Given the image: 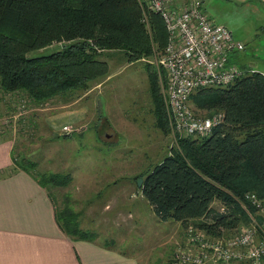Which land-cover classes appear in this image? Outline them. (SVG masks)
Listing matches in <instances>:
<instances>
[{
	"label": "trees",
	"instance_id": "1",
	"mask_svg": "<svg viewBox=\"0 0 264 264\" xmlns=\"http://www.w3.org/2000/svg\"><path fill=\"white\" fill-rule=\"evenodd\" d=\"M140 16L138 0H0V90L21 93L26 102L42 108L57 97L89 89L93 80H100L95 68L104 66L98 59L104 49H125L134 60L149 55ZM148 19L153 39L163 49V21L157 14ZM54 41L60 47L47 50ZM261 75L246 72L224 89L208 87L191 94L195 107L224 105L227 111L208 136L178 139L171 154L135 177L142 178L139 192L157 221L192 225L209 238L235 234L240 223L248 222L239 198L248 191L264 197V131L258 128L264 125ZM151 97L157 126L166 130L157 84ZM249 118L253 124H242ZM250 127L258 129L246 130ZM13 162L30 173L15 156ZM39 176L32 175L50 199L46 181L57 187L67 180L51 173ZM214 200L219 209L212 207ZM67 212L66 207L54 208L59 229L73 241H94L75 214Z\"/></svg>",
	"mask_w": 264,
	"mask_h": 264
},
{
	"label": "rangeland",
	"instance_id": "2",
	"mask_svg": "<svg viewBox=\"0 0 264 264\" xmlns=\"http://www.w3.org/2000/svg\"><path fill=\"white\" fill-rule=\"evenodd\" d=\"M204 7L210 19L244 44L242 51L230 52L229 61L264 77V0H204ZM140 22L149 37V55L134 60L125 49H104L98 56L104 66L95 68L100 80H93L87 90L57 97L42 108L26 102L21 93L0 90V138L13 140L15 157L32 175L66 177L57 187L46 181L54 205L75 214L78 225L94 241L132 256L137 264H166L182 245L184 228L157 221L135 177L171 154L178 139L168 127L157 126L151 87L157 84L163 103V71L155 64L162 47L153 39L149 19L142 20L141 14ZM55 42L46 49L60 47ZM189 107L194 116L222 113V121L227 111L224 105L195 107L191 96ZM70 111L84 117L65 126L49 122L69 116ZM245 123L253 124L250 118ZM258 128L264 131V125ZM237 203L248 218L241 225L259 220L253 208ZM212 207L219 209L220 203L214 200Z\"/></svg>",
	"mask_w": 264,
	"mask_h": 264
},
{
	"label": "built area",
	"instance_id": "3",
	"mask_svg": "<svg viewBox=\"0 0 264 264\" xmlns=\"http://www.w3.org/2000/svg\"><path fill=\"white\" fill-rule=\"evenodd\" d=\"M142 20L157 14L167 34L160 58L163 71L161 94L167 127L174 139L205 137L222 123V113L194 116L189 100L194 90L227 86L246 72L229 61L243 43L231 31L208 16L204 0H139ZM158 71V70H157ZM160 75V72H159ZM251 207L259 220L239 225L235 234L209 238L187 225L182 245L166 264H261L264 257V197L245 192L238 201ZM222 211V207L220 208Z\"/></svg>",
	"mask_w": 264,
	"mask_h": 264
},
{
	"label": "crops",
	"instance_id": "4",
	"mask_svg": "<svg viewBox=\"0 0 264 264\" xmlns=\"http://www.w3.org/2000/svg\"><path fill=\"white\" fill-rule=\"evenodd\" d=\"M69 113L49 122L65 126L84 117ZM14 150L13 140L0 138V264H137L109 245L68 238L55 222L54 201L46 189L14 165Z\"/></svg>",
	"mask_w": 264,
	"mask_h": 264
},
{
	"label": "water",
	"instance_id": "5",
	"mask_svg": "<svg viewBox=\"0 0 264 264\" xmlns=\"http://www.w3.org/2000/svg\"><path fill=\"white\" fill-rule=\"evenodd\" d=\"M141 180H142V178H141V177H140V178H138V179L136 180V184H137L138 186H140Z\"/></svg>",
	"mask_w": 264,
	"mask_h": 264
},
{
	"label": "flooded vegetation",
	"instance_id": "6",
	"mask_svg": "<svg viewBox=\"0 0 264 264\" xmlns=\"http://www.w3.org/2000/svg\"><path fill=\"white\" fill-rule=\"evenodd\" d=\"M103 135L106 136V134L103 132Z\"/></svg>",
	"mask_w": 264,
	"mask_h": 264
}]
</instances>
